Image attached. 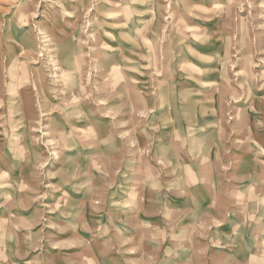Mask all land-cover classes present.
I'll return each instance as SVG.
<instances>
[{"label":"rangeland","instance_id":"374dc122","mask_svg":"<svg viewBox=\"0 0 264 264\" xmlns=\"http://www.w3.org/2000/svg\"><path fill=\"white\" fill-rule=\"evenodd\" d=\"M0 264H264V0H0Z\"/></svg>","mask_w":264,"mask_h":264}]
</instances>
